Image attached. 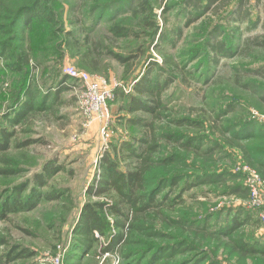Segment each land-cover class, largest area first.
<instances>
[{"label":"rangeland","instance_id":"rangeland-1","mask_svg":"<svg viewBox=\"0 0 264 264\" xmlns=\"http://www.w3.org/2000/svg\"><path fill=\"white\" fill-rule=\"evenodd\" d=\"M34 1L0 0V42L12 39L9 17ZM48 1L57 35L30 54L26 78L0 59V127L12 136L0 152V264H264L240 249L264 247V0ZM115 25L126 36L116 39ZM74 38L90 47L70 49ZM221 42L232 55L212 52ZM67 66L117 84L107 122L86 116L79 88L62 85ZM147 72L159 97L134 91ZM134 100L156 110L135 111ZM149 147L145 224L133 228L128 207L125 221L107 213V238L95 233L83 250L82 208L117 203L111 188L96 195L104 159L137 172ZM35 194L29 211L2 210Z\"/></svg>","mask_w":264,"mask_h":264},{"label":"trees","instance_id":"trees-1","mask_svg":"<svg viewBox=\"0 0 264 264\" xmlns=\"http://www.w3.org/2000/svg\"><path fill=\"white\" fill-rule=\"evenodd\" d=\"M217 0H214L213 2H216ZM57 0H49L48 3L51 5L56 4ZM202 0H193V3L200 4ZM192 3V4H193ZM241 7V6H240ZM241 10V9H240ZM249 11H247L248 13ZM238 13V12H237ZM134 14H137L136 12ZM249 14V13H248ZM15 17H9V20H13L11 22V29L10 34L12 35V39H10V43L14 40H18V44L14 47H11L10 43L7 42H0V59L4 58L6 61L12 60V63L7 65V69H11V72L22 75L24 78H26L27 75V68L29 67L28 59L30 57V54L35 53L38 49H47L50 47H46L48 42H53L55 36L57 35V31L55 30L56 25L53 24V14L51 12H47V9L44 5L40 4V0H35L34 2H31V4H28L18 10L16 14H14ZM103 14H101L100 17H102ZM239 16H242V13L239 11ZM244 16V15H243ZM247 16V14H246ZM99 17V18H100ZM249 17V16H248ZM241 18V17H240ZM22 21L24 25L21 29H18V23ZM249 22V18H248ZM147 23V22H146ZM43 26V27H42ZM17 30V31H16ZM4 31V30H3ZM18 35H16L18 32ZM111 34L116 38H122L126 36V33L124 31V28L121 29L119 26H112L111 27ZM6 35H8L9 32L4 31ZM25 33H27V37H25ZM68 35V34H67ZM71 43H67L66 46H68L70 49H75L77 51L82 50V48L90 47V44L87 43L88 41L81 43L78 38H74V40H70ZM52 44V43H51ZM50 44V45H51ZM71 44V45H69ZM26 45V46H25ZM25 46V47H24ZM43 46V47H42ZM211 50L215 55L219 54L220 56L223 55L225 57H229L233 54L235 47L232 44L224 46V43L221 42V44H214L211 45ZM17 47V48H15ZM42 47V48H40ZM65 46H63L64 48ZM87 58H89L88 54L83 55V61H86ZM114 59L118 61L121 65L126 63V61L119 58L117 55H114ZM2 60V59H1ZM4 71L0 68V74L3 75ZM147 72L144 75V78L140 80V82L134 86V91L141 97V96H148V97H159V92L162 89V86L158 85V81H149ZM62 85H64L66 82L72 83L70 79H68L65 75H62L60 77ZM24 86H22L23 89ZM21 89V91H22ZM27 95V93H26ZM12 104L18 105L19 102L17 99H14L12 101ZM132 105L137 108L135 111L144 110L145 112H149L150 114H153L154 109H143L144 107H141L142 102H138L134 100L131 101ZM155 107H159L158 100L154 102ZM32 107H29L28 105L25 107L24 112L29 111ZM134 112V111H133ZM11 124V122H10ZM12 135V133H11ZM10 135H8V132L0 127V152L4 150V148H7V144L11 140ZM2 143V145H1ZM124 148L128 150L131 157L135 158L137 156L136 152L130 148L129 146L124 144ZM149 150V151H148ZM146 150V154L143 156H140L142 158L141 160V168L137 170V172H130V173H122L121 171H118L117 166L107 160L104 159L103 163L101 164L102 167V181L98 185L97 193L96 195H103L108 192V190L111 188L115 194L117 195V203H115L113 206H111V209L106 211V207L104 208V205H96L94 208L89 207H83L81 214L79 216V220L77 222V227L75 230V234L79 241L82 242V249L85 250L91 247L92 244L95 243L96 239H94L93 234L97 233L100 237H105L106 234H108L111 231V224L107 223L106 214L109 213L110 215H114L118 219L124 218L123 215V209L122 208H130L131 213L134 215L132 227L141 229L140 226L144 225V219L149 216L147 214L152 204L154 203V196L148 197L145 195L144 191L141 190L147 183L146 179V168L148 167V163L151 161L150 155L152 152V147H149V149ZM38 196L35 194L29 201L26 202H20L18 201V197L15 198V200L12 201L11 204H4L2 205V210L13 213L18 211H29L34 205L33 203L37 201ZM25 205H27L25 207ZM22 206V207H21ZM3 211V212H4ZM147 215V216H146ZM116 228H124L123 224L118 222L115 223ZM237 227V226H235ZM227 232H230V230H226ZM77 238V239H78ZM107 238V237H105ZM122 235H115L110 239V242L107 247H105L102 250V254L108 253L112 254L114 252V247L118 245V243L121 240ZM87 243V244H86ZM241 252L244 254H250L248 252L255 253L256 255L260 254L264 257V247L252 250H248V247L246 245H242L240 248ZM158 259V258H157Z\"/></svg>","mask_w":264,"mask_h":264},{"label":"built area","instance_id":"built-area-1","mask_svg":"<svg viewBox=\"0 0 264 264\" xmlns=\"http://www.w3.org/2000/svg\"><path fill=\"white\" fill-rule=\"evenodd\" d=\"M63 74L72 81L73 90L79 88V99L81 110L88 117L103 121L109 119L108 103L113 100V91L117 84L113 82L107 83L105 79L89 76L71 66H67L63 70Z\"/></svg>","mask_w":264,"mask_h":264}]
</instances>
